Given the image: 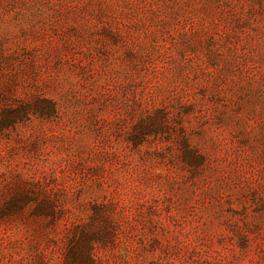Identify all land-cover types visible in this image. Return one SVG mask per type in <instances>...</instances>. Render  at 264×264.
<instances>
[{
    "label": "rangeland",
    "instance_id": "obj_1",
    "mask_svg": "<svg viewBox=\"0 0 264 264\" xmlns=\"http://www.w3.org/2000/svg\"><path fill=\"white\" fill-rule=\"evenodd\" d=\"M0 264H264V0H0Z\"/></svg>",
    "mask_w": 264,
    "mask_h": 264
}]
</instances>
